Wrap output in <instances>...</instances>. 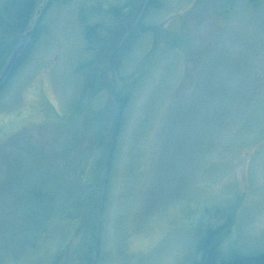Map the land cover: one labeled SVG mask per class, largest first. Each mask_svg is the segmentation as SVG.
<instances>
[{"label":"rangeland","instance_id":"obj_1","mask_svg":"<svg viewBox=\"0 0 264 264\" xmlns=\"http://www.w3.org/2000/svg\"><path fill=\"white\" fill-rule=\"evenodd\" d=\"M143 1L39 4L45 30L0 89V264H194L226 223L223 255L264 252V0L141 20ZM94 25L108 39L88 47Z\"/></svg>","mask_w":264,"mask_h":264},{"label":"trees","instance_id":"obj_2","mask_svg":"<svg viewBox=\"0 0 264 264\" xmlns=\"http://www.w3.org/2000/svg\"><path fill=\"white\" fill-rule=\"evenodd\" d=\"M42 0H5L0 3V75L4 70L5 65L7 64L10 56L14 52V50L21 44L22 38L30 31V26L33 21L35 14L38 12L39 4ZM66 0H50L49 8L53 3H61ZM239 1L242 0H230L228 2L229 10ZM251 4L257 2V0H247ZM141 6V20L144 18L148 10L150 9H159L162 7L163 0H144ZM45 9V13L42 12L35 28L33 34L29 40L27 48L25 49L22 56L19 58L17 64L13 68L9 78L4 82V84L0 87H4L8 80L13 77L16 70L19 68L20 64L26 59L28 53L32 49L34 43L37 38L41 36L43 31L45 30V22L44 17L48 9ZM124 9H129V4L126 5ZM121 9H116L113 14L116 16L121 13ZM139 21V24L141 23ZM145 23L142 21L141 26ZM103 26L94 25L87 27L86 29V41L88 47L97 46L100 41H105L108 38H98L95 37V32L101 29ZM146 27H142L145 29ZM102 29H106L109 32L108 27H103ZM114 34V32H111ZM121 92V91H120ZM122 93V92H121ZM119 97V94L116 93ZM121 101V109H120V119L118 123H116L113 133L110 134L107 141V149L106 155L107 160H105V168L103 171L102 185H103V193H102V204L106 206L108 202V193L110 190V181H112V175L116 166L117 160V149L118 142L120 137V129L123 125V118L126 113V109L128 104L126 103L125 95L120 97ZM100 210V217L104 216L105 210ZM230 223H226L216 228H209L205 235H203L197 245V251L200 255V260L194 264H264V252L256 255H245L239 252H234L230 255H223L221 252V245L224 239L230 233Z\"/></svg>","mask_w":264,"mask_h":264},{"label":"water","instance_id":"obj_3","mask_svg":"<svg viewBox=\"0 0 264 264\" xmlns=\"http://www.w3.org/2000/svg\"><path fill=\"white\" fill-rule=\"evenodd\" d=\"M33 34V31H29L24 38H22L21 44L14 50L12 55L10 56L7 64L4 67L3 72L0 75V87L4 84V82L9 78L13 68L17 64L19 58L24 53L25 49L27 48V45L29 43V40Z\"/></svg>","mask_w":264,"mask_h":264}]
</instances>
